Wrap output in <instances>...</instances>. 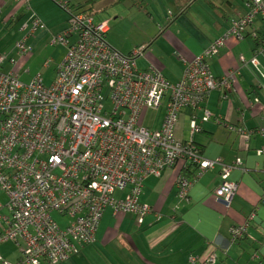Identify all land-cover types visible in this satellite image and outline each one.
Returning <instances> with one entry per match:
<instances>
[{
	"label": "built area",
	"instance_id": "2783aa9c",
	"mask_svg": "<svg viewBox=\"0 0 264 264\" xmlns=\"http://www.w3.org/2000/svg\"><path fill=\"white\" fill-rule=\"evenodd\" d=\"M61 7L69 16L68 29L52 43L67 45L73 34L78 40L69 47L51 85L45 86L40 78L25 84L17 73L2 72L8 57L0 54V191L6 195V202L0 203V246L13 242L20 250V260L12 263L0 255L1 264L69 260L94 243L107 208L113 215L134 214L142 223L152 212L140 201L144 181L179 165L195 166L200 174L219 167L223 182L215 198L227 209L239 189L229 180L241 167L239 159L232 164L207 159L192 142L177 140L175 128L186 109L203 111L202 123L211 119L203 104L215 90L228 89L237 71L216 78L209 60L227 37L241 40L255 17L264 19V0H252L248 14L233 20L227 35L200 56L192 61L182 58L185 70L178 83L158 70L139 69L137 59L146 46L124 55L108 43L107 21L97 22L67 3ZM30 23L29 34L47 29L34 14ZM16 49L22 56L33 50L26 38ZM240 62L259 66L255 58L241 57ZM10 63L16 65L14 59ZM149 110H164L156 128L144 125ZM190 128L192 135L200 131L196 117ZM260 132L264 134V126ZM263 153L264 148L258 151ZM196 179L178 178L180 199L189 200ZM56 214L70 221L60 224ZM248 226H234L232 239H242Z\"/></svg>",
	"mask_w": 264,
	"mask_h": 264
},
{
	"label": "crops",
	"instance_id": "0c3cea01",
	"mask_svg": "<svg viewBox=\"0 0 264 264\" xmlns=\"http://www.w3.org/2000/svg\"><path fill=\"white\" fill-rule=\"evenodd\" d=\"M63 1L68 0H0V53L17 62H6L4 72L17 73L23 83H29L35 76L29 78L30 70H25L26 64L31 63L27 56L54 55L43 68L49 69L53 63L56 73L67 52L64 46L51 44L52 38L68 26L67 15L57 4ZM248 1L107 0L95 5L94 13L106 11V6L128 3L142 9L146 17L132 27V31L141 28L138 39L130 43L126 37L123 43L112 38L111 42L109 35L113 30L107 20L108 42L126 55L146 46L144 55L137 59L139 69L158 70L170 82L178 83L185 70L182 58L192 61L225 37L232 20L248 13ZM33 13L46 24L45 31L29 34ZM244 34L241 40L227 37L218 54L209 60L216 78L237 71L228 89L215 90L204 103L211 119L204 123L199 120L200 131L192 135L190 122L193 117L201 119L203 111L190 108L183 111L175 128V138L193 142L205 158L222 159L228 164L241 161V167L234 169L229 178L239 185L230 208L215 198L223 182L219 167L200 174L195 166L185 170L179 165L161 177L150 176L144 181L140 201L152 212L142 223L134 214L113 215L112 209L107 208L95 242L58 264H264V153L258 154L264 148V134L260 132L264 126V19L255 17ZM24 38L33 50L20 56L15 46ZM241 57L248 61L255 58L259 66H244ZM163 117L164 111L155 128ZM180 176L197 178L188 201L178 197ZM251 215L253 220H249ZM246 222V235L234 241L232 228ZM10 257L5 259L16 262L19 253L13 257L10 253Z\"/></svg>",
	"mask_w": 264,
	"mask_h": 264
},
{
	"label": "rangeland",
	"instance_id": "374dc122",
	"mask_svg": "<svg viewBox=\"0 0 264 264\" xmlns=\"http://www.w3.org/2000/svg\"><path fill=\"white\" fill-rule=\"evenodd\" d=\"M77 1L81 2L82 0ZM128 5L131 7L132 4L128 3ZM128 5L123 4L120 7L112 6L107 8L106 11H100L97 15H95L97 20H108L110 22L113 30V32L109 35V40L111 42L113 40L112 38H115V40L124 43L125 39L129 37L128 41L131 43L133 39H138L141 36V28L135 27L132 31V27L139 24V22L146 17V14L143 11L141 12L140 10L142 9H139V7H131L132 9L130 10L128 9ZM115 26L119 27L115 29ZM27 58L31 60V63H28L25 66V70H30L31 74L29 75V78H33L34 76L40 74L42 75L45 84L50 85L56 77V73L54 71L55 69L53 68L54 65L53 63L50 64L49 69L43 68V65L45 62L51 61L52 58H54V55H29ZM32 62H35V64ZM103 95L106 97L105 107L108 109L110 107V103L107 101L108 91H105ZM163 111L164 110H161L160 113L152 110L147 111L145 114L144 125L147 127H154L156 125V121L158 123L161 119L160 116L163 114ZM0 202L3 204L6 202V195L2 192L0 195ZM69 221L70 219H67L62 221L61 224H64V222L68 223ZM18 250L19 248L13 242H6L0 246V255L8 259L11 258L10 253L13 257L15 254L19 253L20 250Z\"/></svg>",
	"mask_w": 264,
	"mask_h": 264
},
{
	"label": "trees",
	"instance_id": "16d2710c",
	"mask_svg": "<svg viewBox=\"0 0 264 264\" xmlns=\"http://www.w3.org/2000/svg\"><path fill=\"white\" fill-rule=\"evenodd\" d=\"M104 1V3L107 1V0H82L81 2H79V1H77V0H68V1H63V2H58L57 4H58V6L65 12V14L67 15V17H68V20H69V16H68V14L66 13V11L61 7V4L62 3H67V5L71 8V9H73V10H75V11H77L78 13H84V14H89V15H93V17H94V19H95V21H97V22H105V21H101V20H97L96 19V17H95V13H94V6L96 5V4H98L99 2H103ZM124 0H116V3L117 2H123ZM252 0H249L248 2H247V5L251 2ZM107 7L108 6H106L105 7V10H107ZM249 12V11H248ZM34 14V13H33ZM32 14V15H33ZM248 14V13H247ZM246 14V15H247ZM34 15H36V14H34ZM37 16V15H36ZM38 17V16H37ZM31 18V17H30ZM238 19V18H237ZM235 20V19H234ZM233 21V20H232ZM232 23V22H231ZM47 27V26H46ZM68 29V26L66 27V29L62 32V33H60V34H58V35H61V34H63L66 30ZM109 33V32H108ZM58 35H56V36H58ZM256 38H257V36H256ZM52 40H53V38H52ZM77 40H78V36L77 35H75V34H73V35H69L68 37H67V41H68V44L67 45H64V44H61V43H51L52 45H62V46H64L66 49H67V52H68V49H69V47H71L72 45H74L75 43H77ZM107 41H108V34H107ZM19 42V41H18ZM109 43V42H108ZM214 43V42H213ZM212 43V44H213ZM29 46V45H28ZM111 46V45H110ZM112 47V46H111ZM113 48V47H112ZM115 49V48H114ZM146 49H147V47H146ZM15 50H16V52L18 53V51H17V49H16V46H15ZM115 50H117V49H115ZM206 50V49H205ZM204 50V51H205ZM118 51V50H117ZM203 51V52H204ZM67 52H66V55H67ZM120 52V51H119ZM120 53H122V52H120ZM0 54H5V55H7V60L5 61V63L6 62H9L10 63V59H14L13 57H10V55H8V54H6V53H0ZM122 54H124V53H122ZM65 55V56H66ZM124 55H126V54H124ZM20 56H22V55H20ZM65 58V57H64ZM15 61H16V59H14ZM63 62V61H62ZM61 62V63H62ZM4 63V64H5ZM60 63V64H61ZM4 64H3V66H2V72H4V70H3V67H4ZM11 64V63H10ZM16 64H17V62H16ZM59 64V65H60ZM58 65V66H59ZM58 66H57V70H56V77H57V71H58ZM4 73H10V72H4ZM18 75V74H17ZM56 77H55V79H56ZM225 77V76H224ZM18 78H19V75H18ZM35 78H40L41 80H42V83L45 85V86H49V85H46L45 84V82H44V79H43V77H42V75H40V74H38V75H36L29 83H31ZM223 78V77H222ZM54 79V80H55ZM19 80H20V78H19ZM21 81V80H20ZM22 82V81H21ZM54 82V81H53ZM52 82V83H53ZM29 83H25V84H29ZM51 83V84H52ZM50 84V85H51ZM206 102V101H205ZM204 105V104H203ZM197 118V117H196ZM198 119V118H197ZM199 120L200 119H198V122H199ZM200 122H201V120H200ZM202 123V122H201ZM198 133V132H197ZM196 134V133H195ZM194 135V134H193ZM188 143V142H187ZM193 143V142H192ZM195 146V145H194ZM197 148V147H196ZM198 149V148H197ZM199 150V149H198ZM199 152H200V150H199ZM200 154H202L201 152H200ZM203 155V154H202ZM211 160V159H210ZM216 160V159H215ZM223 161V160H222ZM224 163H225V161H223ZM226 164H228V163H226ZM188 166H191V165H189V164H187V165H185L184 167H183V165H182V169L184 168L185 170H188ZM190 179V178H189ZM0 192H2V191H0ZM3 193V192H2ZM119 195H124L125 196V194L126 193H118ZM118 196V195H117ZM1 203V202H0ZM105 213V212H104ZM55 218H56V220L61 224L62 223V221H65L66 219H64V218H61L58 214H56L55 215ZM137 222H138V220H137ZM65 223V222H64ZM101 223V222H100ZM100 226V225H99ZM99 228V227H98ZM98 230V229H97ZM97 233V232H96ZM95 240H96V236H95ZM95 242V241H94ZM6 243V242H5ZM4 244V243H3ZM2 244V245H3ZM93 244V243H92ZM91 244V245H92ZM88 246H90V245H88ZM85 247H87V246H85ZM83 249V248H82ZM81 249V250H82ZM19 251V250H18ZM81 252V251H80ZM3 257V256H2ZM4 258V257H3ZM5 259V258H4ZM6 260V259H5ZM18 260H20V252H19V259ZM7 261H9V260H7ZM11 262V261H10ZM17 262V261H16ZM12 263H15V262H12Z\"/></svg>",
	"mask_w": 264,
	"mask_h": 264
}]
</instances>
